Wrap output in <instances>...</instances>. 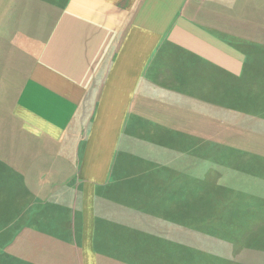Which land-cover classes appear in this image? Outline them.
<instances>
[{"label":"crops","instance_id":"crops-1","mask_svg":"<svg viewBox=\"0 0 264 264\" xmlns=\"http://www.w3.org/2000/svg\"><path fill=\"white\" fill-rule=\"evenodd\" d=\"M8 11L0 79L18 77L5 106L22 146L8 132L0 142V264L140 262L130 173L166 154L154 125L180 88L168 77L196 73L189 61L237 74L248 51L262 54L264 0H13Z\"/></svg>","mask_w":264,"mask_h":264},{"label":"rangeland","instance_id":"rangeland-1","mask_svg":"<svg viewBox=\"0 0 264 264\" xmlns=\"http://www.w3.org/2000/svg\"><path fill=\"white\" fill-rule=\"evenodd\" d=\"M12 1L0 0V42ZM8 29L12 35L17 28ZM21 36L22 29L13 39ZM246 55L237 74L189 61L196 73L168 77L180 88L171 112L159 111L154 125L156 135H167L155 140L156 152L166 154H157L148 171L141 165L130 173L140 185L131 188L130 210L141 222L132 215L126 228L140 224L145 250L140 262L124 264H264V51ZM17 78L0 79V142L18 129L5 106Z\"/></svg>","mask_w":264,"mask_h":264}]
</instances>
